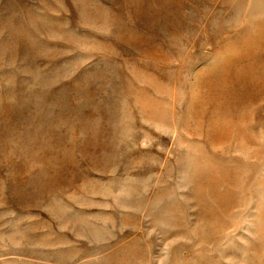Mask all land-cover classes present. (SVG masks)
I'll use <instances>...</instances> for the list:
<instances>
[{"label": "rangeland", "instance_id": "obj_1", "mask_svg": "<svg viewBox=\"0 0 264 264\" xmlns=\"http://www.w3.org/2000/svg\"><path fill=\"white\" fill-rule=\"evenodd\" d=\"M0 264H264V0H0Z\"/></svg>", "mask_w": 264, "mask_h": 264}]
</instances>
